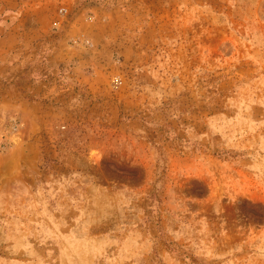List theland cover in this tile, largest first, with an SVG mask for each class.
Wrapping results in <instances>:
<instances>
[{
    "label": "rangeland",
    "instance_id": "obj_1",
    "mask_svg": "<svg viewBox=\"0 0 264 264\" xmlns=\"http://www.w3.org/2000/svg\"><path fill=\"white\" fill-rule=\"evenodd\" d=\"M0 264H264V0H0Z\"/></svg>",
    "mask_w": 264,
    "mask_h": 264
}]
</instances>
